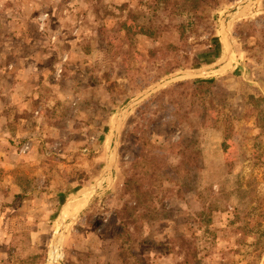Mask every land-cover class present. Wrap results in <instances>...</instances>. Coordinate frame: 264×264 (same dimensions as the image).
I'll list each match as a JSON object with an SVG mask.
<instances>
[{"label":"rangeland","instance_id":"374dc122","mask_svg":"<svg viewBox=\"0 0 264 264\" xmlns=\"http://www.w3.org/2000/svg\"><path fill=\"white\" fill-rule=\"evenodd\" d=\"M155 1L0 0V264H264V0Z\"/></svg>","mask_w":264,"mask_h":264},{"label":"water","instance_id":"95a60500","mask_svg":"<svg viewBox=\"0 0 264 264\" xmlns=\"http://www.w3.org/2000/svg\"><path fill=\"white\" fill-rule=\"evenodd\" d=\"M247 1H249V0H242L241 2L235 4V8L239 7L241 4H244ZM233 9L234 8H231L230 10H228V12H229L228 14H231V12L233 11ZM226 33H227V31H226ZM228 44H229V41H228ZM230 50L231 49H230V45H229V50H228V53H227L226 58H228V56L230 54ZM226 58H224L222 61H224ZM205 71H206V69L205 70H195V71H184V72H181V73L173 74V75L165 78L164 80H162L160 82H157L156 84H154L153 86L147 88L146 90H144L142 93H140L134 99H132L128 103V105L126 107L123 108V110L120 112V114L117 117V120L115 122L114 142H113V148H112V152H111L109 164L107 165V167H106V169H105V171H104L101 179L95 185V187H94V193L101 186V184L104 183L107 180L108 176L111 174V171H112V168L114 166L115 159H116L117 145H118L117 139H118V136H119V133H120V129H121L124 121L126 120L127 116L129 115L130 111L132 110V108L137 103H139L140 101L144 100L152 92H154L155 90H157L160 87L165 86L168 82H171L172 80H177V79H180V78L197 77V76L201 75ZM66 224H67V220H62L61 225H60L59 230H58V233L62 231V229L64 228V226ZM53 264H60V259H58V261H55Z\"/></svg>","mask_w":264,"mask_h":264},{"label":"bare ground","instance_id":"6f19581e","mask_svg":"<svg viewBox=\"0 0 264 264\" xmlns=\"http://www.w3.org/2000/svg\"><path fill=\"white\" fill-rule=\"evenodd\" d=\"M90 197H91V194L90 195L87 194L86 196H84V199L79 200L76 203H73L70 208H67V210L63 214L64 215L63 220L71 219L76 214H78L83 209V207L86 205ZM64 208H66V206ZM58 246L59 245L57 244V240H56L55 243L52 244V248L50 250V257H49V261L47 264H53L55 261H58V259H60Z\"/></svg>","mask_w":264,"mask_h":264},{"label":"trees","instance_id":"16d2710c","mask_svg":"<svg viewBox=\"0 0 264 264\" xmlns=\"http://www.w3.org/2000/svg\"><path fill=\"white\" fill-rule=\"evenodd\" d=\"M184 2H191V3H196V2H201V3H203V1L202 0H183ZM155 4L153 5V6H148V11L147 12H145V15L147 16V21L146 22H148L149 24H150V26H156V22H157V20H158V18H157V12L160 10V9H163L162 7H161V5H163V4H165L166 3V0H157V1H155L154 2ZM210 81V80H209ZM209 81H203V80H197L196 82H198V83H200V84H205V85H207L208 83L207 82H209ZM121 237V236H120ZM122 239V238H121ZM129 242V240L128 239H126L125 241H122V249H121V256H122V258L124 257V256H126L125 254H124V251H126V250H124V247H125V244L126 243H128ZM125 258V257H124ZM123 258V259H124ZM127 259H124V263L125 264H129V262L128 261H126Z\"/></svg>","mask_w":264,"mask_h":264},{"label":"crops","instance_id":"0c3cea01","mask_svg":"<svg viewBox=\"0 0 264 264\" xmlns=\"http://www.w3.org/2000/svg\"><path fill=\"white\" fill-rule=\"evenodd\" d=\"M82 199H84V198L77 199V201H79V200H82ZM89 199H90V198H89ZM89 199H88V201H87L86 205L88 204V202H89ZM77 201H75V202H73V203H76ZM69 205H70V204H69ZM69 205H68V207L64 208V209L61 211V212H62V214H64V213H65V211L67 210V208H70L72 204H71L70 206H69ZM86 205H85V206H86ZM85 206H84V207H85ZM84 207H83V208H84ZM63 217H64V215H63ZM66 220H67V219H66Z\"/></svg>","mask_w":264,"mask_h":264}]
</instances>
